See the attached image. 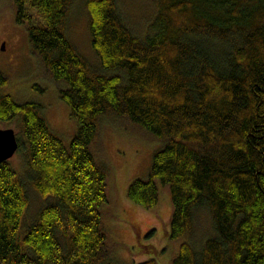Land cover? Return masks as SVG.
Masks as SVG:
<instances>
[{
  "label": "trees",
  "instance_id": "obj_1",
  "mask_svg": "<svg viewBox=\"0 0 264 264\" xmlns=\"http://www.w3.org/2000/svg\"><path fill=\"white\" fill-rule=\"evenodd\" d=\"M152 1L155 16L138 34L117 0H84L93 65L68 35L75 0H13L78 130L66 142L40 103L0 91V121L16 125L27 181L43 200L27 220V184L0 162V264H121L103 220L110 177L96 143L106 119L163 142L127 197L148 210L157 181L168 187L167 236L179 242L171 264H264V0ZM7 81L0 71V90ZM202 210L216 234L196 248Z\"/></svg>",
  "mask_w": 264,
  "mask_h": 264
},
{
  "label": "rangeland",
  "instance_id": "obj_2",
  "mask_svg": "<svg viewBox=\"0 0 264 264\" xmlns=\"http://www.w3.org/2000/svg\"><path fill=\"white\" fill-rule=\"evenodd\" d=\"M117 6L127 24L138 34L145 31L156 11L152 0H117ZM72 8L67 27L70 40L86 59L98 65L84 0H75ZM29 10L35 13L33 8ZM0 71L8 77L1 93H9L20 103H40L43 116L52 129L70 142L78 130L77 120L70 114V106L60 98L58 84L45 75L38 57L32 52L27 24L16 21L13 0H0ZM6 127L16 129L14 123L0 121V128ZM99 135L96 152L108 166L110 177L109 201L103 208L104 228L116 244L113 249L116 261L133 264L157 257L158 264H171L179 242L167 236L173 207L168 187L157 181L160 199L148 210L127 197V186L132 180L147 178L154 152L163 142L136 125L127 127L107 119L103 120ZM21 153L18 149L9 160L27 184L30 207L26 219L29 220L42 206L43 200L27 181ZM198 215L192 236L196 248L216 234L210 216L204 210ZM21 224L23 233L26 227Z\"/></svg>",
  "mask_w": 264,
  "mask_h": 264
},
{
  "label": "water",
  "instance_id": "obj_3",
  "mask_svg": "<svg viewBox=\"0 0 264 264\" xmlns=\"http://www.w3.org/2000/svg\"><path fill=\"white\" fill-rule=\"evenodd\" d=\"M18 144L15 128H0V162L12 157L18 151Z\"/></svg>",
  "mask_w": 264,
  "mask_h": 264
}]
</instances>
